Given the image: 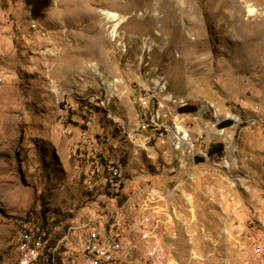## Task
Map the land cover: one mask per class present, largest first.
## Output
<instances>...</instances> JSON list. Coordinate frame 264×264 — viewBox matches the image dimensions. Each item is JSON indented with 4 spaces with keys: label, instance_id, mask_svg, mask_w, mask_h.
Wrapping results in <instances>:
<instances>
[{
    "label": "rangeland",
    "instance_id": "374dc122",
    "mask_svg": "<svg viewBox=\"0 0 264 264\" xmlns=\"http://www.w3.org/2000/svg\"><path fill=\"white\" fill-rule=\"evenodd\" d=\"M103 10L123 18L115 40ZM159 102L193 152L121 136ZM109 162L124 194L167 195L186 263L263 264L264 0H0V264H20L28 215L53 233L107 206Z\"/></svg>",
    "mask_w": 264,
    "mask_h": 264
},
{
    "label": "built area",
    "instance_id": "2783aa9c",
    "mask_svg": "<svg viewBox=\"0 0 264 264\" xmlns=\"http://www.w3.org/2000/svg\"><path fill=\"white\" fill-rule=\"evenodd\" d=\"M162 109L164 105L160 102L144 108L139 122L128 132H121V136L137 143L139 150L147 148L155 138L170 137L174 151H189L194 146L189 143L188 133V140L183 139V133L176 135L175 123L167 125L164 119L169 114L161 112ZM103 170L106 173L103 180L110 187L107 206L94 208L89 215L54 228L53 233L43 224L24 223L20 233V264H122L132 256H136L137 264H188L165 243L167 232L163 230L168 224L167 217L173 215L170 206L166 212L158 203L167 201V195L146 186L124 194L125 187L132 182L122 177L120 163L109 162ZM117 198L123 199L119 205L115 203ZM253 250L264 264V247L256 245ZM194 258L190 253V263Z\"/></svg>",
    "mask_w": 264,
    "mask_h": 264
},
{
    "label": "bare ground",
    "instance_id": "6f19581e",
    "mask_svg": "<svg viewBox=\"0 0 264 264\" xmlns=\"http://www.w3.org/2000/svg\"><path fill=\"white\" fill-rule=\"evenodd\" d=\"M248 14H253L256 10L254 8H248ZM101 14L103 15L104 21H107L108 23H110L109 29H110V34L112 37V40H115L118 37V31H119V26H121L122 22H123V18L121 17V15L117 12L114 11H109V10H103L101 11ZM231 32V31H230ZM233 33V32H232ZM235 35V34H234ZM153 83L156 85H159V80L158 79H154ZM167 100H173V96L171 94H168L165 97ZM175 100V99H174ZM174 131L176 135H179L180 133H183V139H186L187 137V132L180 126L176 125L174 127ZM187 140V139H186Z\"/></svg>",
    "mask_w": 264,
    "mask_h": 264
},
{
    "label": "trees",
    "instance_id": "16d2710c",
    "mask_svg": "<svg viewBox=\"0 0 264 264\" xmlns=\"http://www.w3.org/2000/svg\"><path fill=\"white\" fill-rule=\"evenodd\" d=\"M180 110L181 111H184V110L193 111L194 108L186 106V107H184V108H182ZM191 111H189V112H191ZM222 153H224V145L222 143H216V144H211L209 146L206 154L208 155V157L210 159H212V158H215V157H222L223 156ZM43 212L44 211L42 209H40L39 216H37V215L36 216L28 215L26 217V219H25V222L26 223H34V224H37V225H42V224L44 225V221H43L44 214H43Z\"/></svg>",
    "mask_w": 264,
    "mask_h": 264
},
{
    "label": "crops",
    "instance_id": "0c3cea01",
    "mask_svg": "<svg viewBox=\"0 0 264 264\" xmlns=\"http://www.w3.org/2000/svg\"><path fill=\"white\" fill-rule=\"evenodd\" d=\"M170 243H171V244H173V243H174V241H170ZM180 257H181V256H180ZM183 259H184V258H183Z\"/></svg>",
    "mask_w": 264,
    "mask_h": 264
}]
</instances>
